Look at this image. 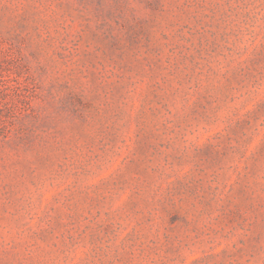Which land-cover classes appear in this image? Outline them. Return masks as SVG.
<instances>
[{"label": "rangeland", "instance_id": "obj_1", "mask_svg": "<svg viewBox=\"0 0 264 264\" xmlns=\"http://www.w3.org/2000/svg\"><path fill=\"white\" fill-rule=\"evenodd\" d=\"M0 264H264V0H0Z\"/></svg>", "mask_w": 264, "mask_h": 264}]
</instances>
